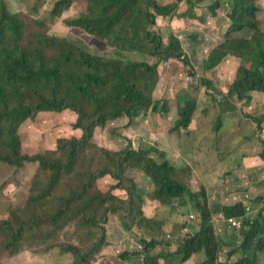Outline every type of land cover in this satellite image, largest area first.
<instances>
[{
    "label": "trees",
    "instance_id": "16d2710c",
    "mask_svg": "<svg viewBox=\"0 0 264 264\" xmlns=\"http://www.w3.org/2000/svg\"><path fill=\"white\" fill-rule=\"evenodd\" d=\"M76 1L55 0L51 15L61 17ZM199 1L177 0L164 5L158 0H86L87 10L64 23L105 41L116 53L103 55L92 52L79 40L55 34L37 32L31 41L27 40L21 14L13 12L7 0H0V166H12L17 171L28 163L38 164L24 206L19 212L12 210L9 217L0 219L3 248L9 254L18 253L25 244L48 251L56 247L50 244H57L49 241L73 225L81 231L79 242L85 246L63 243L57 248L70 253L73 264H92V259L111 247L106 227L109 218L119 217L123 227L131 229L144 217L145 197L136 191L137 183L124 176L131 167L145 171L152 181L154 198L170 205L171 213L182 206L186 207L182 214L188 215L191 213L189 200L193 202L201 226L196 233L184 232L175 252L172 251L174 243L166 242L165 248H171L170 251L156 253L162 242L157 236L147 240L143 233V248L119 252V261L127 263L142 257L143 264H160L161 260L175 257L177 262L185 263L203 253L202 264H223L222 252L230 248L229 258L238 257L234 264H256L259 255H264V208L250 216L242 203L212 207L206 192L194 193L189 182L178 176L182 170L153 143L135 148L129 140L125 148L115 151L92 142L95 130L122 118H127L128 126H134L141 123L140 118L154 115L153 126L161 129V115L175 112L177 118L170 132L187 130L201 92L205 89L210 98L217 99L211 71L221 63L222 66L227 63L225 67H228L231 56L237 63L240 59V67L228 84L227 101L236 97L249 104L253 92L264 94V31L256 19L259 8L250 0H230L229 35L247 28L254 33L247 38L228 37L221 44H215L199 66L197 56L185 50L186 42L171 27L175 19L194 18ZM222 5L218 0L208 9L217 11ZM161 19L168 21L169 27L162 25ZM194 40L198 42L199 38L193 36L191 41ZM128 53L153 58V62L131 59ZM174 58L179 64L182 61L193 79V92H188L184 102L167 99V86L159 95L158 85L154 84L167 68L164 62ZM143 75L153 78L151 90L141 87ZM66 111L76 115L72 127L79 135L58 139L57 148L48 149L45 154L28 156L22 152L20 129L24 122L34 120L42 112ZM254 119L261 132L264 119ZM223 123L220 117L217 132ZM143 136L146 141L151 140L149 135L150 139ZM88 151L92 152V158L89 165H84ZM106 176L118 181L116 187L126 192L125 198L95 188L96 182ZM45 178L46 185H41ZM219 212L226 221L241 218L242 229L228 224L224 235L229 238L218 237L213 217ZM227 227L234 230L226 231ZM238 239L240 244L235 243Z\"/></svg>",
    "mask_w": 264,
    "mask_h": 264
},
{
    "label": "rangeland",
    "instance_id": "374dc122",
    "mask_svg": "<svg viewBox=\"0 0 264 264\" xmlns=\"http://www.w3.org/2000/svg\"><path fill=\"white\" fill-rule=\"evenodd\" d=\"M54 1L55 0H7L10 9L13 12L20 13L23 18V21L25 22L27 40H30L32 35L37 32L47 33L49 35L55 34L59 37H70L72 39L79 40L92 52L103 55L114 54V50L110 48L105 41L90 35L80 28L68 27L65 25V20L74 18L87 10L86 0H78L74 2L68 10L62 12L61 17H54L51 15L50 9ZM158 1L166 5L177 0ZM215 1L216 0H200L198 2L197 10L195 11V15L199 13L201 16L196 15L194 17V21H190L187 24L182 23L180 26L177 25V27H175V29H177L176 34L186 42L184 45L185 50L188 49L191 56H197L196 63H198L199 66L204 63L208 56V51L214 50L213 48L215 44H221L226 41L228 37L232 38L238 36L247 38L251 37L254 33L247 28L239 33H232V35H229V31L232 27V21L229 20L228 17L231 13L230 2L228 5L222 2L224 6L222 5L220 10H217L218 12L214 10L209 11L208 7H210L211 4L213 5ZM250 1H252V3L259 8L256 19L259 22V28L264 31V0ZM207 16H209L210 19L207 20ZM219 17L228 18L223 29L219 26ZM160 21L162 25H167V27H169L168 21L162 22V19ZM39 23H43V25H40ZM193 36H197L199 38L198 42L197 40L191 41ZM206 48H208L207 51H205ZM127 56L134 60L153 62V58L140 56L136 53H128ZM234 59L235 58L232 56L229 57L228 67H225L227 63H224V66H222L221 63L219 67H216L211 71V76L215 77L217 82H219L221 80L220 75H223V72L227 70L228 74L225 78V83L228 85L231 82L234 72L240 67V59L238 60V63ZM164 64L165 67H167V71L165 70L162 72V77H158V80L154 81V84L158 85L157 88H159L156 92L160 90L159 95H161V92H163L166 86L168 90L165 97L170 100L181 98L185 93L188 95V92H193V79L188 76V72L183 67L184 65L182 61L179 64L177 58H174L173 60L171 59L164 62ZM178 64L181 67L180 72L172 75V72L170 71L176 70L175 65ZM199 72H201V69H199ZM205 74H210V72ZM152 80L153 78L151 79L146 75H143L140 81L141 87L143 89L151 90L152 88L150 87L153 85ZM167 80L171 81L167 82ZM214 89L219 92L217 87ZM217 94L220 95L221 93H216V95ZM252 96L253 100L249 104L239 101L238 99L236 104L241 107L244 114L249 115L250 117L263 116L264 94L253 92ZM232 100H235V97L231 98V101ZM222 101L223 103H226L224 105L225 107L231 104V102L228 103L229 101L225 99V93L222 94V98H218L217 95V99L214 100V102H218L217 104L220 109L221 106L219 103L221 104ZM214 107L218 108L215 104ZM152 116L154 115H148L146 118H140L142 124L139 122L134 124V126H128L127 118L109 121L104 128H98L95 130L92 142L98 146L106 147L115 151L125 148L129 140L134 143L135 148H139L150 143H153L159 148V142L151 140L155 139V134L156 137L160 134L159 130H171L177 115L175 112L167 115H161L163 124L161 129H157L153 126L154 119ZM211 117V119L215 117L214 113H211ZM75 120L76 115L70 111L61 113L42 112L37 114L34 120H28L21 126L20 135L22 152L28 156H33L37 154H45L48 149L55 150L57 148L58 139L71 138L74 135L80 134L79 131H76L72 127ZM263 130L260 132L259 136H262L261 134L264 133ZM245 133H247L246 128L242 131V135ZM143 134L147 138H149L147 135L150 136L151 140H148L150 142L145 140ZM174 136L178 138L177 135ZM259 140L261 142L263 141L261 137H259ZM91 153L92 152L88 151V157L85 160L84 165H89V158H92ZM170 158L172 160L176 159V162L178 161V154L175 153L173 154V158L172 156H170ZM92 167L96 168V164H93ZM37 168V163H28L21 170L17 171L15 167L12 166H0V219L2 217H9L8 213L12 210H18L17 212H19V210L24 206L29 189L34 182V176L36 175L35 173ZM124 176L125 178L136 182L139 186V189L137 188L136 191L145 197V203L142 208L144 211V217L131 229H125L119 217L116 218L110 216L111 218L107 220L106 227L107 240L109 241L111 247L107 250H113L112 252H107V250H105L102 255L99 253L94 259H92V264H143L142 257H136L127 263L121 262L118 260L119 252L129 249H142L141 235L144 236V234L147 235V237H145L147 240L152 239L153 236H157L160 242H162V246L156 248V253H159L162 250L170 251L171 248H165L166 242L174 243L172 251L175 252L178 248L176 243L179 241L180 236L184 232L189 231L196 233L197 230H199L198 225H200V217L199 213L195 210L196 206L193 202L189 200V207L190 210H193V213L191 212L190 214L184 216L182 213L186 210V207L182 206H178L177 211L171 213L173 208L170 205L161 203L154 198V187L152 181L144 170L130 167L127 168ZM178 176L186 181L191 179L190 176L187 178V175H182L181 173L178 174ZM46 181L47 179L45 178V180L41 181L40 184L46 185ZM117 182L118 181L111 176H106L104 178H100L96 182L95 188L102 192H112L120 198H125L126 192L123 189L116 187ZM203 191L206 192V189L201 188V192ZM262 195L264 194L261 192H259V195L257 196L250 195L252 198L249 202H247L246 206V211L250 216L257 215L264 208V198ZM206 196L212 207L216 208L217 206H221L220 202H217V197L214 194L206 192ZM192 214L196 216L195 219L190 216ZM213 221L216 235L218 237L222 236L224 239H228L229 237L224 235L226 225H228L225 217L216 218L214 215ZM186 224H188V226H186ZM75 228V226L70 225L66 227L56 238L49 241V243L55 242L57 244H50L51 246L53 245L56 247L51 248L48 251L42 250L43 247L40 248L36 245L31 246L29 244H25L22 250L14 255L9 254L3 248V239L0 236V264H73L72 255L70 253L63 252L57 247L63 243L85 246L79 242V234L81 231L78 230L79 228ZM231 230L234 229L227 227L226 231L231 232ZM235 243L240 244L241 241L238 239ZM229 252L230 248H226L222 252V258H220L221 263L225 262L223 264H234L236 262L238 258L237 255L229 258ZM177 260L178 259L175 257L169 259L168 261L161 260L160 264H202L205 260V255L203 253L196 254L185 263H182V261L180 262V260L177 262ZM256 264H264V255H259Z\"/></svg>",
    "mask_w": 264,
    "mask_h": 264
},
{
    "label": "crops",
    "instance_id": "0c3cea01",
    "mask_svg": "<svg viewBox=\"0 0 264 264\" xmlns=\"http://www.w3.org/2000/svg\"><path fill=\"white\" fill-rule=\"evenodd\" d=\"M221 1L226 5L230 2ZM196 15L201 16L199 13ZM221 18L223 17L219 18V26L223 29L227 21ZM206 19L210 17L207 16ZM190 21H194V18L186 17L181 21L175 19L171 27L177 32L175 29L177 25L187 24ZM175 66L176 70L170 71L172 75L180 72L179 64ZM227 74V70L224 71L223 75H220L219 82L211 76L219 90V92L213 91L216 98L217 95L218 98H222V94H227L229 91V86L225 83ZM205 92V89L201 92L192 124L187 130L181 129L182 132L177 134L171 133L170 130H159L160 134L157 137L155 134L153 141L159 142V148L165 151L169 158L170 156L173 158L175 153L178 154V161L170 159L182 170V175L191 177L188 182L194 193H199L201 188H204L207 193L214 194L217 202L223 206L242 203L246 208L247 202L252 198L250 195L257 196L259 192L264 194V143L259 140V127L254 121V118L264 119V115L250 117L244 114L241 107L236 104L238 101L236 97L227 107L224 106L226 103L222 105L219 103L220 109L218 102H214V99ZM216 93L221 94L216 95ZM187 98L188 95L185 93L178 99L184 102ZM214 104L218 108L214 107ZM232 106L236 108L232 109ZM211 113H214L213 119ZM220 117L224 123L217 132L216 127ZM245 128L247 133L242 135ZM262 196L264 198V195ZM215 217L224 218V214L219 212ZM200 226L201 224L198 225L199 229Z\"/></svg>",
    "mask_w": 264,
    "mask_h": 264
},
{
    "label": "built area",
    "instance_id": "2783aa9c",
    "mask_svg": "<svg viewBox=\"0 0 264 264\" xmlns=\"http://www.w3.org/2000/svg\"><path fill=\"white\" fill-rule=\"evenodd\" d=\"M262 136L261 139L264 141V133L261 134ZM193 219L196 218V216H191ZM227 223L233 227V228H236V229H242L243 227V220L241 218H231V219H227Z\"/></svg>",
    "mask_w": 264,
    "mask_h": 264
}]
</instances>
